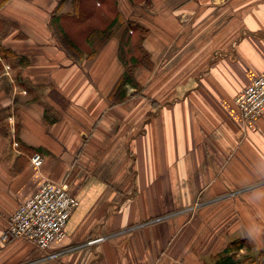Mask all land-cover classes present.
Wrapping results in <instances>:
<instances>
[{"label":"crops","instance_id":"obj_1","mask_svg":"<svg viewBox=\"0 0 264 264\" xmlns=\"http://www.w3.org/2000/svg\"><path fill=\"white\" fill-rule=\"evenodd\" d=\"M115 2L148 28L150 64L133 72L143 91L116 88V35L92 54L71 33L73 0L0 7V264H214L263 250L264 114L244 129L235 97L264 69V0ZM47 179L79 200L66 238L4 241Z\"/></svg>","mask_w":264,"mask_h":264},{"label":"built area","instance_id":"obj_2","mask_svg":"<svg viewBox=\"0 0 264 264\" xmlns=\"http://www.w3.org/2000/svg\"><path fill=\"white\" fill-rule=\"evenodd\" d=\"M235 103L242 127L254 130L257 120L264 114V69L238 92ZM42 162L41 153L34 152L31 163L40 166ZM78 203L67 180L47 179L18 204L3 239L10 241L22 237L41 250H48L53 243L66 238V224Z\"/></svg>","mask_w":264,"mask_h":264},{"label":"trees","instance_id":"obj_3","mask_svg":"<svg viewBox=\"0 0 264 264\" xmlns=\"http://www.w3.org/2000/svg\"><path fill=\"white\" fill-rule=\"evenodd\" d=\"M7 0H0V7L6 2ZM84 1L85 0H73V6L76 9L77 13H74V16H77V14H80L84 17H90L94 13L96 0H87V8L84 9ZM104 1H110V0H100L101 3H105ZM92 2V4H91ZM114 3L116 5V2L114 0ZM90 5V6H89ZM114 5V4H113ZM89 6V7H88ZM84 9V10H83ZM107 16L110 18L108 19L106 25L102 28L100 27H94L91 32L87 35V38L90 40V42L93 44L94 48L92 50V54H94L98 48V44L101 40L110 37L112 35H116L120 41V58L126 65V71L121 76L120 80L118 81L116 88L118 90H121L126 83L134 84L135 86H138V82L136 81L134 77V70L140 63H148L150 62V56L146 49H144L142 42L143 38L148 32V28L141 24L137 19H129L127 22L124 21L123 15L121 12L118 11L117 6H113V9H111L110 12L107 11ZM136 32L135 36L132 37V32ZM68 46L70 49L77 52L78 47L75 46L71 41H68ZM97 44V45H96ZM132 49H138L140 52L145 53L148 58L147 61H141L134 57V55L130 58L127 57V49L125 47H129ZM143 63V64H144ZM237 247L239 248L243 242H237ZM264 257V249L259 250L257 256L253 255H247L242 258H237L234 254H229L227 251L225 253L221 254L218 260L214 264H256L258 261L260 264H264L261 262V258Z\"/></svg>","mask_w":264,"mask_h":264},{"label":"rangeland","instance_id":"obj_4","mask_svg":"<svg viewBox=\"0 0 264 264\" xmlns=\"http://www.w3.org/2000/svg\"><path fill=\"white\" fill-rule=\"evenodd\" d=\"M140 1V0H139ZM96 4H95V9H94V13L90 16V17H84V16H81L80 14H77V16H75V19L74 21L72 22H68L70 25H74V24H77L78 26H73L74 29L72 28V34L74 36H76V39H78L80 42H82L84 40V38L88 35V33L94 28V27H104L108 21V16H107V11H111V9H113V5L112 1H110L111 3H109L108 5H103V6H99V2L100 0H96L95 1ZM87 0L84 1V9L87 8L86 4H87ZM92 4V2H91ZM90 6V5H89ZM88 6V7H89ZM107 6V7H106ZM83 9V10H84ZM107 9V10H106ZM88 21V22H86ZM85 22V23H84ZM84 24H86L87 26H84ZM76 33V34H75ZM83 35V36H82ZM136 34H134L135 36ZM83 37V38H82ZM210 41V40H208ZM127 49V57L130 58L131 55L134 57L136 56L137 59L141 60V61H147V58L148 56L145 54V53H142L140 52L138 49H132L129 47H125ZM144 63V62H143ZM147 63V62H146ZM148 64H150V62H148ZM147 81V79H146ZM147 84H145V81L141 82V83H138V87L140 86V89L141 91H143V87H146ZM149 86V85H148ZM143 97H148V95H144ZM150 101L152 102V98L150 99ZM250 132V131H249ZM34 153L31 154V156L33 155ZM42 155V154H41ZM31 156H30V160H31ZM43 157V155H42ZM44 160V158H43ZM258 250H246L245 253L239 255L237 258H242L244 257L243 255L245 254H249V255H253V256H257ZM262 263H264V257L260 259ZM256 264H260L259 261L256 263Z\"/></svg>","mask_w":264,"mask_h":264}]
</instances>
